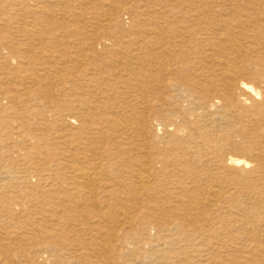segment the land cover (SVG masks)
<instances>
[{"label":"bare ground","instance_id":"obj_1","mask_svg":"<svg viewBox=\"0 0 264 264\" xmlns=\"http://www.w3.org/2000/svg\"><path fill=\"white\" fill-rule=\"evenodd\" d=\"M143 2L161 3L154 12L155 19L148 16V9H135L137 15L147 19L143 29H125L120 17L124 6L107 0L102 4L110 6L108 23L96 20L97 29L104 28L101 33L78 30V37L62 45L57 43L56 31L49 35L37 33L40 48L58 46L59 54L42 57L43 71L25 69L26 74L19 79L26 87L8 96L15 106L0 108L7 116L14 113L18 117L21 107L29 114L22 121L24 129L31 132H17L16 141L10 139L8 149L17 144L45 149L44 155L35 159L38 167L17 170L16 178L29 190H40L41 197L63 206L65 215L59 217L58 226L65 218L76 220L75 212L85 205L109 212L113 220L118 215L125 223H131L135 216L139 224L158 226L159 234L168 231L167 208L184 209L183 215H191L199 206L214 204L207 199L206 190L210 188L215 197L221 195L219 188L217 192L213 187L215 180L221 179L225 186L238 188L246 197L242 207L254 212L250 216L237 212L236 220L254 223L249 224V230L257 232L258 237H244L245 245L223 258L220 255L215 264H254L257 257L261 258L259 264H264V207H258L261 202L249 200L255 190L264 192V185L256 183L264 178V0ZM54 3L58 5L60 0ZM29 10L35 13L33 8ZM114 25L119 26L117 31ZM31 30L37 32L34 23ZM24 34L29 35L28 39L36 38ZM22 43L13 34L0 37L5 62L15 61L14 71L26 68L33 59L31 53L26 56L15 52L22 51ZM36 49L33 47L34 52ZM107 55L113 57L100 61V65L90 64ZM60 64L67 67L68 77H56L69 86L59 84L63 93L58 102L52 89H47L53 75L48 72V76L46 68ZM93 82H100L101 90L90 91ZM49 116L55 121L51 122ZM31 117L34 121L30 123ZM64 119L75 125L61 123L62 128H58L56 120ZM6 121L1 115L0 122ZM211 121L228 123L233 128L228 134L201 130ZM16 125L20 130L18 122ZM9 150L0 153V160L14 161L13 149ZM235 150L241 154L233 153ZM20 155L17 158H22ZM233 169L235 175L230 178L229 170ZM33 177L42 179L43 184L29 187ZM172 188L180 193L173 191L176 198L170 199L165 194ZM194 190L200 191L197 199L188 196ZM255 223L259 229H255ZM38 226L42 231L43 226ZM55 233L43 231V238L48 239L44 247L49 250H56L57 243L52 240ZM177 234L192 236L185 228ZM163 236L170 233L164 232L159 238ZM99 237L98 246L105 249L109 240L102 234ZM189 241V253L181 252L184 256H167L162 250L154 260L157 264H206L198 257L199 243L193 238ZM119 243L123 245L124 238ZM1 251L10 253L7 247ZM152 258L143 255L140 263L154 264ZM99 259L94 255L93 264H99Z\"/></svg>","mask_w":264,"mask_h":264},{"label":"rangeland","instance_id":"obj_2","mask_svg":"<svg viewBox=\"0 0 264 264\" xmlns=\"http://www.w3.org/2000/svg\"><path fill=\"white\" fill-rule=\"evenodd\" d=\"M22 1L23 0L0 1V37L2 34H13L15 40L19 39L24 42L21 44L22 51L15 52L26 56L32 54L33 59L26 68L14 71L15 61L12 60L13 62H10V64L6 63V51L0 46V108L7 107V109H11V106H15L8 96L15 94V91L20 88L26 87L25 85L27 84L21 82L19 79L26 74V70L37 72L42 69L41 71H43L44 65H42V57L59 54L58 51L60 48L58 46L55 48L52 46L40 48L39 43H37L39 35H47L50 31H56L59 37L57 43L62 45V43H66L70 38L78 37V35L75 34L78 30L88 31L89 33L96 30V32L101 33L104 31V28L97 29L98 25L96 24V20L102 21L104 19L102 22L108 23L106 14L111 12L110 6L107 4L103 6L102 4V1L104 2L107 0H67L65 1L66 3H62L60 0L58 5L54 3V0H25V3ZM114 1L115 3L118 2L120 6H124L120 9L122 10L120 12V17L121 24L127 30H131L134 27L138 29L146 27V17L137 15L135 9H148L150 12L148 16L155 19L156 13L154 12L158 11L161 5V3L157 2L145 4L143 0ZM29 7L33 8L35 13L30 12ZM33 23L34 29H37L36 33L31 30ZM110 26L112 27L113 24ZM113 28L117 31L119 26L116 25ZM25 32L36 37L35 40L28 39L27 36L29 35H25ZM39 32L41 33L38 35L37 33ZM30 40L36 44H31ZM71 45H73V43H71ZM16 46L19 47V44L15 43V47ZM33 47L37 48L38 51L36 49V52H34ZM69 49L72 50L75 49V47H70ZM50 57L49 59H51ZM112 57L113 56L109 57L108 55L107 57L103 56V59L99 58L94 60V62L90 61V64L94 66L100 65V61H106ZM66 68V66L61 64L58 67L49 68L47 66L46 68L47 75L48 72L52 73L50 76L53 75L51 79L49 78L51 83H49L50 86H47V89H52L53 98L58 102H61L59 98H61V94L63 93L59 90V84L62 83L67 88L69 83L65 80L64 83L58 80L56 74H60V76L63 74V76L68 77V69ZM22 69L23 71H21ZM30 86L32 87V85ZM101 88L102 85L100 82H93L89 85L90 91L95 92L96 90L98 92ZM214 109L215 108L212 107V110ZM1 115H4L7 121L5 124L4 122L3 124L0 122V153H5V151L9 149H13L14 161L0 160V264H93L92 259L94 255H99V264H141L140 259L143 255H151L154 257L152 258L153 261H155V255L162 250L167 256H184L185 254L181 252L184 251L185 253H189L186 246L190 243V238H193L194 242L199 243L201 247L200 256H198L200 261L206 264H215L216 261L220 260V255L223 258L226 253H233V249H238L241 245H245L243 244L245 243V240L243 241L244 237L248 239H256L258 237L257 232L254 231V233L249 230L251 229V225L249 224L254 223H249L247 220L246 222L236 220V216L238 215L236 214L237 212L249 216L254 212L252 209H248V207H242V202L246 201V197L243 196V193H241L238 188L225 186L221 179L215 180L214 186H212L216 191L219 188L222 196L218 195V197H215L211 193L212 191H210V188L206 190L209 191L206 192L208 194H206L207 199L211 200V202L213 200L214 204L199 206L195 208L194 211H191V215L185 214L187 216L183 215L186 213L184 209L174 211L173 209L167 208L168 220L166 224L168 225V231H161L160 234L158 232V226L147 222L139 224L135 216H133L131 223H125L118 215H116L113 220L111 217H108L109 212L106 213L103 210L95 211L85 205L80 207L78 212H75L76 220L73 221L72 219L69 220L65 218L66 220L61 222V225L58 226L59 217L65 215L63 206L59 202H57V204L51 203V201L45 199L46 196L42 195L41 197L40 192H38L40 190H29L26 184L16 178L17 170L30 171V169L38 167L35 159L38 155L43 156L45 149L39 148L37 150L34 147L27 149L19 144L14 145L13 148H7V145L10 143L9 140H15L17 132L22 134H29L31 132L24 129L22 121L24 115H29L28 112L24 107H21V109L18 108V117L15 116L14 113L8 114V117L3 111L0 112V116ZM49 117L51 122L55 121L52 116ZM32 118L33 117L28 119L30 123L34 121ZM190 119L193 120V116H191ZM16 122L19 123L20 130ZM156 122V119H153L152 124L155 125ZM9 123H12V127ZM61 123H63V125L68 123L75 125L73 122H70L69 119L61 121L56 120L55 122L58 128H62L60 127ZM9 128H11V130ZM231 128L233 127L228 125V123L211 121L208 125H202L201 130H206L210 133L228 134L231 132ZM11 131H13L11 133L12 138L9 137V132ZM50 134L53 135L52 131ZM208 136L210 135L208 134ZM30 144H32V142ZM232 152L241 154L238 150ZM18 154H21L20 156L22 158H17ZM14 168L16 170H14ZM234 170L235 169L229 170L230 176L228 177L233 178L235 175ZM3 177H5V179ZM230 178H227V180ZM256 183L258 185L260 183L264 185V178ZM42 184V179L33 177L30 179L29 187H39ZM215 185L217 188H215ZM173 191L180 193L179 189L172 188L170 192L165 194L167 198L173 199V197L176 196L177 193ZM196 191L197 190H194L192 194H188V196L197 199V197H199L197 195L200 191ZM228 191L229 193H227ZM259 192L260 191L255 190L249 200L261 202L258 207L263 208L264 192H260V194ZM129 212L133 214L131 211ZM193 214L194 216H192ZM261 214H264V211ZM38 224L44 227H42V231H40L41 228ZM182 228H185L186 233L192 234V236L178 235L177 233H179ZM259 228L257 224L255 229ZM44 230L57 232L55 233V237L52 238V240L57 243L55 247L56 250H49L44 247V243L48 240L47 238H43ZM164 232L165 234L169 232L170 236H163V238L160 239L159 236ZM96 233L104 235L106 241L109 240L105 249H101L102 247L99 248L98 241H100V237L99 234ZM95 235L97 238H95ZM123 238L124 243L120 245L119 241ZM126 238L129 240H126ZM112 240L114 242H112ZM5 247L9 248L10 253H3L1 251V249ZM33 250L36 252H33ZM75 251L76 254L74 253ZM195 254L196 253H194V255ZM72 255L76 257H72ZM104 256L107 257L105 258ZM257 258L254 264H259L261 258ZM154 264H157L156 261Z\"/></svg>","mask_w":264,"mask_h":264}]
</instances>
